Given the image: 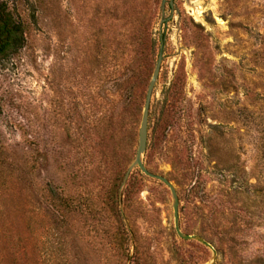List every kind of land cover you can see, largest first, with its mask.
Masks as SVG:
<instances>
[{"label": "rangeland", "instance_id": "1", "mask_svg": "<svg viewBox=\"0 0 264 264\" xmlns=\"http://www.w3.org/2000/svg\"><path fill=\"white\" fill-rule=\"evenodd\" d=\"M0 4V264H264V0Z\"/></svg>", "mask_w": 264, "mask_h": 264}, {"label": "trees", "instance_id": "2", "mask_svg": "<svg viewBox=\"0 0 264 264\" xmlns=\"http://www.w3.org/2000/svg\"><path fill=\"white\" fill-rule=\"evenodd\" d=\"M24 38L21 22L9 8L0 4V60L14 54L24 42Z\"/></svg>", "mask_w": 264, "mask_h": 264}, {"label": "water", "instance_id": "3", "mask_svg": "<svg viewBox=\"0 0 264 264\" xmlns=\"http://www.w3.org/2000/svg\"><path fill=\"white\" fill-rule=\"evenodd\" d=\"M159 71H160V61L158 62L157 66H156V70H155L153 79H152V81H151V83L149 85L148 92H147L146 103H145V108H144L143 123H142L143 132H142V136H141L140 145H139V148H138V151H137L136 164L139 167V169L141 170V172L143 174H145L147 177H150L152 179H156V180L164 183L166 186H168L169 189L172 191L174 197H176V191H175V188H174L173 184L166 177L161 176V175H156V174L150 172L146 168V166L144 165V163L142 161V155L144 153V150L146 148L147 141H148L147 118H148V114H149V111H150L153 91H154L155 83H156L157 78H158ZM176 230H177V233L179 235H182L178 225L176 226ZM186 237L187 238H191L189 236H186ZM202 243L205 246L210 247V248L213 249V247L209 243H207L205 241H202Z\"/></svg>", "mask_w": 264, "mask_h": 264}]
</instances>
